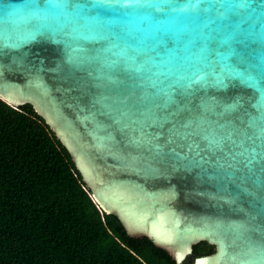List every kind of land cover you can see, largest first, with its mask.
I'll list each match as a JSON object with an SVG mask.
<instances>
[{
	"label": "water",
	"instance_id": "obj_1",
	"mask_svg": "<svg viewBox=\"0 0 264 264\" xmlns=\"http://www.w3.org/2000/svg\"><path fill=\"white\" fill-rule=\"evenodd\" d=\"M27 3L0 0V97L15 107L34 106L71 154L94 201L117 215L130 235L148 237L177 264H183L202 241L214 245L215 251L196 255L192 264H245L244 241L230 227L248 223L257 209L253 197L238 188V180L229 182L219 175L216 161L229 159L226 151L231 146L225 143L224 150L210 151L200 135H173L166 143L173 124L181 132L191 131L180 127L188 113L162 122L163 126L152 123L141 115L151 107V98L137 103L134 116H122L123 106L113 104L112 98L123 86L98 79L96 61H71L62 35L41 29L11 45L6 39L10 26L31 27L24 16ZM12 9L17 13L10 16ZM83 46L91 55L101 43ZM114 74L123 78L118 71ZM194 92L196 103L200 97H215L243 104L250 95L238 81ZM230 118L206 115L221 123ZM260 221L257 217L255 222Z\"/></svg>",
	"mask_w": 264,
	"mask_h": 264
},
{
	"label": "snow or ice",
	"instance_id": "obj_2",
	"mask_svg": "<svg viewBox=\"0 0 264 264\" xmlns=\"http://www.w3.org/2000/svg\"><path fill=\"white\" fill-rule=\"evenodd\" d=\"M24 16L31 27L10 26L7 41L15 46L41 29L64 36L71 61H96L98 79L123 86L112 98L123 106L122 116H134L137 103L151 98L141 115L152 123L163 126L188 113L180 127L191 131L173 124L166 143L173 135H200L210 151L231 146L229 159L216 161L219 175L238 180L257 210L248 223L230 230L244 241L245 264H264V0H29ZM89 41L101 43L91 55L83 46ZM234 81L250 90L245 103L215 97L195 102L194 90ZM208 113L231 118L209 121Z\"/></svg>",
	"mask_w": 264,
	"mask_h": 264
},
{
	"label": "trees",
	"instance_id": "obj_3",
	"mask_svg": "<svg viewBox=\"0 0 264 264\" xmlns=\"http://www.w3.org/2000/svg\"><path fill=\"white\" fill-rule=\"evenodd\" d=\"M215 251L202 241L183 264ZM0 264H177L104 211L31 103L0 97Z\"/></svg>",
	"mask_w": 264,
	"mask_h": 264
}]
</instances>
